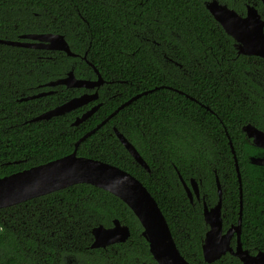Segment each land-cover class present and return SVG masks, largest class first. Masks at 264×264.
Listing matches in <instances>:
<instances>
[{
    "label": "trees",
    "instance_id": "16d2710c",
    "mask_svg": "<svg viewBox=\"0 0 264 264\" xmlns=\"http://www.w3.org/2000/svg\"><path fill=\"white\" fill-rule=\"evenodd\" d=\"M206 1L0 0V38L60 33L77 54L0 43V177L68 154L78 138L121 103L156 87L81 141L77 154L137 177L192 264H240L230 253L206 262L201 250L208 229L203 201L208 206L217 202L216 177L222 189L223 230L237 222L239 184L226 130L241 176V240L253 251H264V190L258 187L262 167L249 161L257 148L241 128L251 123L264 131V60L237 52ZM219 1L241 14L255 3L264 18L260 0ZM89 63L104 79L98 98L62 115L31 121L93 91L46 85L71 69L77 78L95 79ZM96 102L101 105L89 118L72 124ZM114 127L150 170L134 160ZM179 175L187 183L190 178L199 182V200H189ZM115 218L129 226V238L90 248L93 227L111 226ZM141 231L120 198L77 183L0 208V264H157Z\"/></svg>",
    "mask_w": 264,
    "mask_h": 264
},
{
    "label": "water",
    "instance_id": "95a60500",
    "mask_svg": "<svg viewBox=\"0 0 264 264\" xmlns=\"http://www.w3.org/2000/svg\"><path fill=\"white\" fill-rule=\"evenodd\" d=\"M261 2L264 5V0H261ZM205 7L224 31L233 38L239 54L255 55L264 60V19L254 5H247L244 14L238 13L235 9L228 7L226 3L220 2L219 0H207ZM0 43L13 46L60 50L69 56L77 55L70 49L64 35L55 32L25 33L21 34L19 39L16 40L0 38ZM85 55L86 53L83 55V58L86 60ZM89 64L92 65L91 63ZM93 68L97 74L96 79L77 78L71 69L66 76L49 81L46 85L54 86L63 84L66 87L97 88L104 80L98 70L94 66ZM153 89H156V87ZM153 89L139 92L121 103L94 128L78 138L74 142V149L68 154L1 176L0 208L9 207L77 183H88L117 196L131 209L142 227L141 234L148 242L149 252L157 264H192L180 253L168 222L156 199L137 177L114 164L77 154V146L81 141L108 121L121 108ZM44 93L46 92L25 96L21 99L33 98ZM96 97L97 90L91 93L83 92L33 117L31 121L45 120L52 116L62 115L87 104L89 101L96 99ZM99 106L100 103L93 105L80 116L76 117L72 124L78 125L85 121ZM205 108L208 109L207 106ZM241 128L251 138L254 145L264 150L263 130L251 123H246ZM113 130L134 160L146 170H150L148 164L139 154L135 146L116 127ZM225 133L228 137L239 184L238 219L236 224H231L223 231L222 189L218 177H216L217 202L212 206H208L203 201V219L208 225V229L201 243L202 257L204 261L211 263L219 259L222 255L230 253L238 257L241 262L240 264H264V251L259 250L255 254H252L248 249L242 247L241 176L231 139L226 130ZM249 161L253 164L264 166V156L252 155ZM179 178L190 200L193 199V196L199 199L198 182L194 178H191L190 183L187 184L180 175ZM129 236V226L115 218L111 226L106 227L100 224L93 227L90 247H106L110 244L124 242ZM233 236H235L236 240L235 247L230 245Z\"/></svg>",
    "mask_w": 264,
    "mask_h": 264
},
{
    "label": "flooded vegetation",
    "instance_id": "af4514ba",
    "mask_svg": "<svg viewBox=\"0 0 264 264\" xmlns=\"http://www.w3.org/2000/svg\"><path fill=\"white\" fill-rule=\"evenodd\" d=\"M260 2H261V0H260ZM262 3V2H261ZM247 5H254L255 6V3H252V4H247ZM246 5V6H247ZM262 5H263V3H262ZM256 7V6H255ZM263 7H264V5H263ZM257 8V7H256ZM258 10V9H257ZM246 12V11H245ZM259 12V11H258ZM260 13V12H259ZM241 14V13H240ZM260 15H261V13H260ZM262 17V16H261ZM263 18V17H262ZM264 19V18H263ZM96 77H97V75H96ZM96 77H95V79H96ZM104 80V79H103ZM104 84V82L101 84V85H103ZM100 85V86H101ZM99 86V87H100ZM99 87H97V88H99ZM68 88H80V87H68ZM81 88H83V87H81ZM97 88H94V89H90V90H93V91H91V92H94L95 90H97ZM84 89H86V88H84ZM52 92V90H50V92L49 93H51ZM91 92H89V93H91ZM45 94V93H44ZM98 98V93H97V97H96V99ZM96 99H94V100H96ZM94 100H91V101H89V102H92V101H94ZM88 102V103H89ZM87 103V104H88ZM97 103H100V105H101V102H96L95 104H97ZM95 104H93V105H95ZM84 105H86V104H84ZM92 105V106H93ZM91 106V107H92ZM100 107V106H99ZM98 107V108H99ZM89 109V108H88ZM243 131V130H242ZM243 133H244V131H243ZM244 137L246 138V141H248V142H250L255 148H257L256 150V152H255V154H252V155H256V156H264V150L263 149H261V148H259V147H257L256 145H254L253 143H252V140H251V138H249L245 133H244ZM259 149V150H258ZM252 155H250V156H248L249 157V160H250V158H251V156ZM259 166H261V165H259ZM262 167V173H263V176H262V178L261 179H263L262 181H259L258 182V187H260L262 190H264V166H261ZM191 179V178H190ZM190 179H189V181H188V183L187 184H189L190 183ZM181 180V179H180ZM197 181V180H196ZM198 182V181H197ZM183 185V184H182ZM198 186H199V182H198ZM199 195H200V190H199ZM195 196H193V198H194ZM196 198V197H195ZM200 198V197H199ZM197 199V198H196ZM189 200H190V198H189ZM197 200H199V199H197ZM191 202L193 201V199L192 200H190ZM260 212H264V208L262 207L261 209H260ZM223 214V213H222ZM237 219H238V217H237ZM231 224H236V223H231ZM230 224V225H231ZM229 225V226H230ZM228 226V227H229ZM260 226H263L264 227V223H263V221H261V224H260ZM222 227H223V225H222ZM227 227V228H228ZM224 231V230H223ZM234 239V240H233ZM232 240L234 241V243L232 244ZM241 243H242V240H241ZM235 244H236V240H235V236H233L232 238H231V241H230V245L232 246V247H235ZM90 247V246H89ZM242 247L243 248H246V249H248L249 250V252L250 253H252V254H255L257 251H259V250H255V251H253V250H251L249 247H246V246H243V243H242ZM91 248V247H90ZM101 248H105V247H101ZM263 251V250H262ZM238 258V257H237ZM240 261V260H239ZM241 263V262H240Z\"/></svg>",
    "mask_w": 264,
    "mask_h": 264
}]
</instances>
